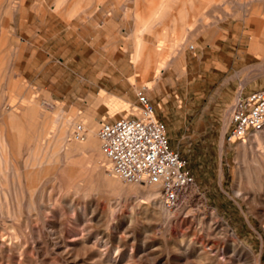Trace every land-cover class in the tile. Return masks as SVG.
Listing matches in <instances>:
<instances>
[{"label": "rangeland", "instance_id": "1", "mask_svg": "<svg viewBox=\"0 0 264 264\" xmlns=\"http://www.w3.org/2000/svg\"><path fill=\"white\" fill-rule=\"evenodd\" d=\"M161 1L0 0V264H231L234 240L264 264V145L247 140L257 156L245 158L226 136L236 95L264 88V70L251 71L264 62V0H169L146 33L153 46L163 28L180 30L183 10L189 21L203 11L176 63L146 87L195 181L163 220L140 203L138 183L114 184L99 139V149H81L90 120L98 131L104 117L136 113V92L153 76L125 46L135 13L146 19ZM102 89L133 110L112 116ZM67 116L71 125L57 130L66 138L49 142L52 119ZM173 239L187 242L175 250ZM191 241L207 243L211 259H197Z\"/></svg>", "mask_w": 264, "mask_h": 264}, {"label": "built area", "instance_id": "2", "mask_svg": "<svg viewBox=\"0 0 264 264\" xmlns=\"http://www.w3.org/2000/svg\"><path fill=\"white\" fill-rule=\"evenodd\" d=\"M136 113L115 119L104 117L99 123L101 149L114 176L130 182L158 187L167 208L177 206L195 181L186 161L170 146L166 125L144 86L136 92ZM227 140L245 141L264 129V88L236 95L227 109ZM79 126L77 137H84Z\"/></svg>", "mask_w": 264, "mask_h": 264}, {"label": "bare ground", "instance_id": "3", "mask_svg": "<svg viewBox=\"0 0 264 264\" xmlns=\"http://www.w3.org/2000/svg\"><path fill=\"white\" fill-rule=\"evenodd\" d=\"M168 1L169 0H163V1H161L159 7L155 11L153 9V12L151 13V15L148 18H146V19L145 18L144 19H141L140 16H139V14L134 12L135 13L134 17L136 19L135 28L133 29V32L131 34V38L128 40L127 45L125 46V50L128 49L129 51H131L130 60H131V63L134 65V67H136L137 70L139 68L141 70H144L143 71V74L146 75V76L147 75H150V74L153 76V79L152 80H147L145 82V87H148V88H152L157 83V81L161 79V76H162L163 72L166 69H169L170 67H172L174 65V63H176V60L178 58L177 55H178L179 51L183 48V46L185 45V43L188 41L190 35H192L191 32L194 30V27L196 26V23L200 20L202 14H203L202 9H199V10L196 11V14L193 16L192 20L189 21V20H187V15H188L187 14L188 12L186 11L187 9L186 10H183V12H182V19H183V21H182V26H181L180 30L178 32H176L177 31L176 23H173V25L171 26L170 29L169 28H163V30H162L163 31L162 32V37L160 39H158V41L156 42V44H154L153 46H149V42L146 39V33H148L151 29H154L153 27L155 25H157L161 21V19L163 18V16L166 13V10H167V2ZM215 1L216 0H207V4H211L212 2L215 3ZM219 1H221V0H219ZM237 2H239V1H237ZM249 2L251 3L250 0H249ZM205 3H206V0H205ZM250 3H248V5ZM228 4H230V3H228ZM242 7H243V5H242ZM242 7H241V9H243ZM230 8H233V7H230ZM221 9H223V8H221ZM127 11H128V9H127ZM221 11H220L219 15L221 13L227 15V13L229 11V8L226 7L224 10H221ZM230 13H232V12H230ZM233 15H235V13ZM248 15L250 16L249 13H248ZM206 16H207V14H206ZM253 18H254L255 22H257V23H258V21L260 22V20H259L260 18L259 19L256 18V17H253ZM220 19L223 20V16L222 15L220 16ZM205 21H206V19L203 22H205ZM205 23H207V22H205ZM205 23H204V26H207V24H205ZM259 26H260V24H259ZM205 29H206V27H205ZM194 38H195V36H194ZM194 38H192V39H194ZM190 48L191 49H194L195 46L194 45H191ZM153 61H155V64L154 65H153ZM262 70H264V62L263 63H260V64H258L256 66H253L252 69H251V71H253V72H255V71H262ZM138 75L140 76L141 74H138ZM138 75H136V77H138ZM259 75L260 74H250V76H251L250 78L252 79V78H255V77L259 76ZM136 77H131L130 78V81L133 84H135L136 81H137ZM100 99H99L100 101H103L106 104V106L110 110V114L112 116H114V115H116L118 113H122L123 111H127V110L128 111H132L133 110L132 107H131V104L129 103V101H126V100L118 97V95L117 96L116 95H109L104 89H102L100 91ZM29 102L30 101L28 99H24L23 100V103L24 104H27ZM135 110H136V108H134L133 111H135ZM65 118H66L65 122H62L63 121L62 120L63 119L62 117H57L55 119L54 118L52 119L51 125H50V128H49V133L47 134L48 136H50L49 137V142H58V141H60V140L62 141L63 139L66 138L65 137L66 136L65 134L67 133V131H66L65 127H64V130H63V128H61L62 130H60V133L59 134H58V131H57L60 128V126H61V125H59V123H62V126H64V125L68 126L67 124H70L71 125V122H72L71 119L68 116L65 117ZM87 128H88L87 138H86V141H85V143L83 144V146L81 148L84 153H86V152H93L95 149L96 150L99 149V147H98L99 146L98 145V139H99V137H98V131H97V124H96V122L94 120H90V122L87 123ZM4 135H5V133H4ZM4 138H3L2 142H4ZM247 140L251 141V143L254 144V145L255 144L258 145V146L259 145H264V129L262 131L252 133L250 136H248L245 139V141H240L242 143L239 142L240 143L239 144V148H240L241 154H243V156L245 158H247V156L249 155V153H251V154H253V158H255L257 156L256 155L257 153L253 149H249L248 148L247 144H245V142ZM99 141H100V139H99ZM64 145H65V143H63L62 146L64 147ZM100 150H101L102 155L105 157V155H104V153L102 152V149H101V142H100ZM3 152H4V150H3ZM262 156H263V153H262ZM38 158H39V156H38ZM254 160H256V159H254ZM254 160H253V162H254ZM109 168H110V165L108 163V169ZM252 171H254V170H252ZM245 173H246V171H245ZM110 174L113 175L112 173H110ZM251 177H253V176H251ZM112 181L114 182V184H121L122 187H123V185L124 186L127 185V183H125V181H123L122 179H120L118 177H114V179ZM193 187L194 186H192L190 188V190ZM132 188H134V189L135 188L136 189H140V192L142 194L141 197H140V203L141 204H144L145 206L146 205H149V204H152L153 205V208H154L153 211H154V214L156 216V220H158V221L163 220V211L162 210L164 209V212H166V214H167V212H169L168 211L169 208H167V207L165 208V205L163 204L162 200L160 199L158 187L157 186H154V185H146V184H143V183H138L137 185L132 184ZM150 208H152V207H150ZM148 209H149V206H146L145 207V210H148ZM149 211L150 210H148V212ZM249 223H250V225H251L252 228H255L254 224L251 221H249ZM224 228H226V227H224ZM234 232H236V231H234ZM231 235H233V233ZM235 239H237V238H235ZM186 242H184V240L173 239V240L170 241V245H171V247H173V249L179 250V249H181L179 247V244H184L185 245ZM206 245H207V243L206 244H203V245H200V246H195L194 243L191 241V242L188 243V248L187 249H189V247H193L196 252L200 251L197 254V259H199L200 261H208V260L211 259V257H210L211 255L209 254V251L207 250ZM229 247H230L229 252H233L236 255L235 262H232L231 264H253V262H252L253 258L251 257V250L249 252L246 249H244L237 240H234L230 244ZM186 253H187V251L185 252V254Z\"/></svg>", "mask_w": 264, "mask_h": 264}, {"label": "crops", "instance_id": "4", "mask_svg": "<svg viewBox=\"0 0 264 264\" xmlns=\"http://www.w3.org/2000/svg\"><path fill=\"white\" fill-rule=\"evenodd\" d=\"M107 4H108V0H106V2L104 3V5H103V6L105 7Z\"/></svg>", "mask_w": 264, "mask_h": 264}]
</instances>
